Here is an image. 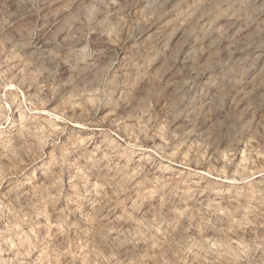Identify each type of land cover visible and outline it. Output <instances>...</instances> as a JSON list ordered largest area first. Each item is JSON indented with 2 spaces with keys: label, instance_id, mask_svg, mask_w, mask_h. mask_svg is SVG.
<instances>
[{
  "label": "rangeland",
  "instance_id": "374dc122",
  "mask_svg": "<svg viewBox=\"0 0 264 264\" xmlns=\"http://www.w3.org/2000/svg\"><path fill=\"white\" fill-rule=\"evenodd\" d=\"M0 264H264V0H0Z\"/></svg>",
  "mask_w": 264,
  "mask_h": 264
}]
</instances>
